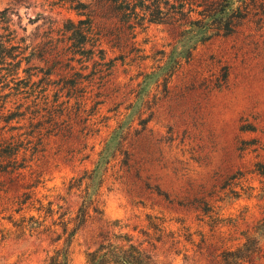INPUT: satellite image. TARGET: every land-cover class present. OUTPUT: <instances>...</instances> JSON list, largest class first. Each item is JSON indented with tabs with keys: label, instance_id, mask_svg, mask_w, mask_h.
<instances>
[{
	"label": "rangeland",
	"instance_id": "rangeland-1",
	"mask_svg": "<svg viewBox=\"0 0 264 264\" xmlns=\"http://www.w3.org/2000/svg\"><path fill=\"white\" fill-rule=\"evenodd\" d=\"M4 9L22 62L0 82V264H56L61 217L76 216L88 184H100L104 215L75 236L74 264L102 225L150 248L148 216L161 214L165 264H226L248 234L259 248L245 264H264V0H0ZM69 20L83 21L86 47Z\"/></svg>",
	"mask_w": 264,
	"mask_h": 264
},
{
	"label": "trees",
	"instance_id": "trees-1",
	"mask_svg": "<svg viewBox=\"0 0 264 264\" xmlns=\"http://www.w3.org/2000/svg\"><path fill=\"white\" fill-rule=\"evenodd\" d=\"M9 9L0 11V16H4L7 21V26L2 27L7 33H0V82H6L7 84L13 82V79L20 72V66L22 62L21 54V41L17 35V30L14 28V23L11 24V19L8 17ZM83 21L75 22L69 20L66 23V28L73 32L77 38L80 39L79 46L84 48L87 45V35L84 27L81 26ZM12 25V26H11ZM215 29H209L208 33L211 36L217 34L212 32ZM230 29V26L228 28ZM16 60L17 63L14 66L13 73L9 74L4 72V62L7 59ZM23 80V79H22ZM21 80V81H22ZM51 116H54L55 111L48 112ZM21 114L20 116H23ZM57 115H55L56 117ZM15 118V117H12ZM8 148H12L9 144ZM8 150V149H7ZM13 147L11 151H18ZM9 151V150H8ZM83 202L81 203L76 216L72 219L75 224L74 227L68 231V226L72 220L66 219L63 214L61 217V227L63 231L59 234L58 239L64 238V245L57 248V263L56 264H74L72 258L71 244L78 233L83 230L89 223L94 222L93 211L99 212L104 215V209L101 208L99 202H95V196L100 193V184L97 187L88 184L84 189ZM150 224L157 230L154 235H151L150 248L145 247L143 242L134 241V238L128 233H117L112 231L111 225H102L99 231L94 236V240L91 245L84 251L85 264H165L160 260L159 245H167L168 239L171 238V230H167L168 220L164 215H149ZM169 231V233L167 232ZM180 237V238H179ZM247 242L242 246H239L233 250L225 251L226 264H245L252 256L258 251L259 240L255 235L248 234ZM255 243L253 247L249 246L248 242ZM181 235H176L173 245L181 243ZM172 245V246H173ZM171 246V247H172ZM177 252L182 253V249H178ZM179 255V254H178Z\"/></svg>",
	"mask_w": 264,
	"mask_h": 264
}]
</instances>
